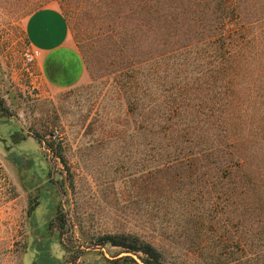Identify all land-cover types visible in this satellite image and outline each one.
<instances>
[{
	"label": "rangeland",
	"instance_id": "rangeland-1",
	"mask_svg": "<svg viewBox=\"0 0 264 264\" xmlns=\"http://www.w3.org/2000/svg\"><path fill=\"white\" fill-rule=\"evenodd\" d=\"M42 5L64 13L84 62L72 87H48L25 60L24 21ZM144 33L134 0H0V264L139 261L97 244L104 234L149 241L166 264H264V187L151 168L147 98L127 104Z\"/></svg>",
	"mask_w": 264,
	"mask_h": 264
},
{
	"label": "trees",
	"instance_id": "trees-1",
	"mask_svg": "<svg viewBox=\"0 0 264 264\" xmlns=\"http://www.w3.org/2000/svg\"><path fill=\"white\" fill-rule=\"evenodd\" d=\"M134 1L143 10L147 53L127 66L135 85L127 104L133 111L141 104L138 89L147 98L151 168L183 165L226 178L239 172L243 192L264 187V0ZM157 125L164 137H153ZM106 242L139 259L113 262L166 264L137 236L98 237Z\"/></svg>",
	"mask_w": 264,
	"mask_h": 264
},
{
	"label": "crops",
	"instance_id": "crops-1",
	"mask_svg": "<svg viewBox=\"0 0 264 264\" xmlns=\"http://www.w3.org/2000/svg\"><path fill=\"white\" fill-rule=\"evenodd\" d=\"M24 35L35 51V67L45 85L63 89L78 84L85 66L69 41V26L64 13L53 5L32 10L24 21Z\"/></svg>",
	"mask_w": 264,
	"mask_h": 264
},
{
	"label": "built area",
	"instance_id": "built-area-1",
	"mask_svg": "<svg viewBox=\"0 0 264 264\" xmlns=\"http://www.w3.org/2000/svg\"><path fill=\"white\" fill-rule=\"evenodd\" d=\"M24 56H25V60H26L28 65H31L35 62L36 53L34 50L30 49V50L26 51Z\"/></svg>",
	"mask_w": 264,
	"mask_h": 264
}]
</instances>
